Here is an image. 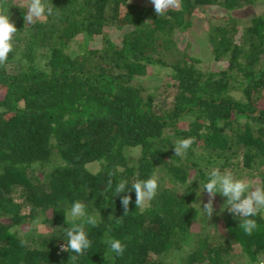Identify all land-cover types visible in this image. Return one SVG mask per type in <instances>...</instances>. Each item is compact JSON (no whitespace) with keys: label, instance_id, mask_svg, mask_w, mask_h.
<instances>
[{"label":"trees","instance_id":"1","mask_svg":"<svg viewBox=\"0 0 264 264\" xmlns=\"http://www.w3.org/2000/svg\"><path fill=\"white\" fill-rule=\"evenodd\" d=\"M45 2L53 15L28 24L26 0H8L18 30L0 66V264H168L173 251H186L183 264H261L264 213L248 236L218 193L208 229L198 190L214 167L247 180L259 171L264 185V11L246 25L212 20L202 42L211 60L182 38L211 7L264 0H180L162 16L137 0ZM153 172L159 188L144 208L134 190L114 195L119 180L130 190ZM76 200L98 219L84 255L60 247Z\"/></svg>","mask_w":264,"mask_h":264},{"label":"clouds","instance_id":"2","mask_svg":"<svg viewBox=\"0 0 264 264\" xmlns=\"http://www.w3.org/2000/svg\"><path fill=\"white\" fill-rule=\"evenodd\" d=\"M149 2L157 16L164 15L169 8L178 7L180 4V0H149ZM52 15L53 8L47 5L45 0H26L24 20L28 24H35L37 21ZM17 30L9 13L8 0H0V66L6 64L9 54L13 51V40ZM193 143H195V137L178 139L174 147L175 155L184 156ZM128 183L126 179L119 180L114 189V195L129 193L134 190L136 209H142L150 203L157 195L159 188L158 176L155 172L147 179H138L132 182L130 190ZM108 188H112L111 180L108 182ZM198 192L200 196L205 192L207 193L208 200L202 204V208L203 213L209 219L214 214L213 204L216 195L219 193L226 198L224 204H227V207L225 209L239 219V228L246 235L251 236L254 231L259 229L255 217L264 213V185L253 184L247 179L238 178L228 169L222 171L219 167H214L208 172L207 181L199 185ZM131 201V195L120 196L123 216L130 212ZM261 218L264 219V216ZM42 219V217H38L34 224L39 225ZM65 222L70 226L65 228L67 241L60 246L61 251L84 255L85 251L92 246L86 225L96 227L98 225L97 217L87 212L86 205L82 201L76 200L67 211ZM21 243L24 244L26 241L21 240ZM106 243L117 255H123L125 245L120 239L112 238Z\"/></svg>","mask_w":264,"mask_h":264},{"label":"rangeland","instance_id":"3","mask_svg":"<svg viewBox=\"0 0 264 264\" xmlns=\"http://www.w3.org/2000/svg\"><path fill=\"white\" fill-rule=\"evenodd\" d=\"M137 1H139L142 4H145V5L147 4V5L152 6V4L149 2V0H137ZM254 10L255 11L258 10V11H256L258 13L263 12L264 11V2L259 3L258 6L255 7V9L250 8V7H246L245 10L240 9V10H234V11H229V12L227 10H224V9L218 7V6L217 7H211L209 9V11L206 13V17H205L206 19L202 18V19L196 20L192 30L190 29L191 31L189 33L187 32V33L183 34L182 40H184V41L189 40L193 43V45L196 47L194 54H197L198 56L202 57L204 60H206V59L211 60V57L209 56L210 54L207 51V47L202 42L206 41V38H207L205 35L207 32L206 29L209 28V25L212 22V20L214 22H216L222 17L227 18L229 16H234V17H238L241 20L242 25H246L248 23V18L251 17V15L254 13ZM123 32H124V30L119 31V30L114 29L111 31V36L114 38H117V37L121 36V34ZM184 41H183V43H184ZM97 43L100 44L101 39H98ZM76 47L77 46L74 45L72 51L75 52L77 50ZM205 64L209 66L210 62L206 61ZM139 153H140L139 149H134L131 152V154L134 156H138ZM96 163L97 162L90 163L88 166L92 170H96L98 168V165H96ZM262 169L264 170V167ZM259 173L260 172L257 171V173L254 174L253 179H251L249 181H251L253 184L261 185ZM207 200H208V196H207V193L205 192L201 195L199 202L204 203V202H207ZM220 200H221V197L219 198L216 195L215 200H214V204L216 202H220ZM219 216H220V214H219ZM202 225H203V223H202ZM207 226H208V229L209 228L212 229V228L216 227V226H214V220L212 219V217L210 219L207 218ZM37 227L40 231H44V230H42V228H41L42 226L40 224L37 225ZM185 254H186V251H173L169 255L168 264H183L182 259L184 258ZM261 262H264V258H261Z\"/></svg>","mask_w":264,"mask_h":264}]
</instances>
